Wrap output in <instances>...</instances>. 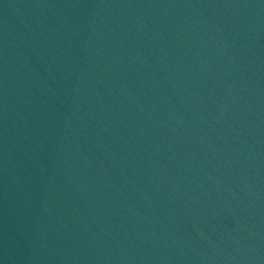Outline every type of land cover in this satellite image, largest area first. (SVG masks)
<instances>
[{
	"label": "water",
	"instance_id": "95a60500",
	"mask_svg": "<svg viewBox=\"0 0 264 264\" xmlns=\"http://www.w3.org/2000/svg\"><path fill=\"white\" fill-rule=\"evenodd\" d=\"M0 264H264V0H0Z\"/></svg>",
	"mask_w": 264,
	"mask_h": 264
}]
</instances>
